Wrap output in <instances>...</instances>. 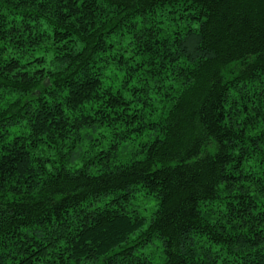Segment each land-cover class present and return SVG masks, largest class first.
Masks as SVG:
<instances>
[{
    "label": "trees",
    "instance_id": "obj_1",
    "mask_svg": "<svg viewBox=\"0 0 264 264\" xmlns=\"http://www.w3.org/2000/svg\"><path fill=\"white\" fill-rule=\"evenodd\" d=\"M0 264H264V0H0Z\"/></svg>",
    "mask_w": 264,
    "mask_h": 264
},
{
    "label": "rangeland",
    "instance_id": "obj_2",
    "mask_svg": "<svg viewBox=\"0 0 264 264\" xmlns=\"http://www.w3.org/2000/svg\"><path fill=\"white\" fill-rule=\"evenodd\" d=\"M111 134H107V138L105 139V143L109 144L111 140ZM139 140H135L134 142L129 140L126 143H123L122 145H119V152L117 156L121 160H126L129 158L127 152H122L124 150V146L128 145L129 148H132L133 144H135ZM103 202H100L101 205ZM129 208H134L138 210L143 216L149 217L154 210L156 209V201L153 197L150 196H144L142 193H136L134 199L131 201V203L128 205ZM135 253H143L147 257H149L153 262H160L162 259V252L160 248V243L158 241H154L150 246L144 247V248H136Z\"/></svg>",
    "mask_w": 264,
    "mask_h": 264
}]
</instances>
